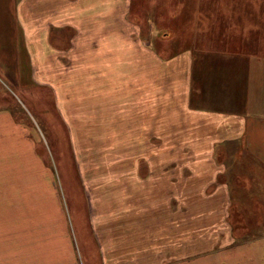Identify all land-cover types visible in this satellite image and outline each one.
I'll list each match as a JSON object with an SVG mask.
<instances>
[{"label":"rangeland","instance_id":"374dc122","mask_svg":"<svg viewBox=\"0 0 264 264\" xmlns=\"http://www.w3.org/2000/svg\"><path fill=\"white\" fill-rule=\"evenodd\" d=\"M121 1L112 19L122 11L118 27L125 38L133 30L141 45L106 63L94 31L83 53L52 54L54 33L73 34L66 26H50L38 40L44 52L29 55L14 0H0V17L12 20L0 23V111L12 112L35 145V155L21 154L7 167L0 161V208L59 206L56 185L82 264H101L90 209L105 214L122 203L125 223L138 220L143 238L167 236L173 261L225 250L215 241L229 235L264 236V167L244 152V139L218 142L210 153L193 149L209 145L207 135L167 134V58L179 53L192 51L197 64L208 58L213 67L204 107L244 109L248 58L253 51L264 60V0ZM30 4L34 18L35 0ZM197 82L194 74V88ZM2 136L0 148L18 154L15 136Z\"/></svg>","mask_w":264,"mask_h":264},{"label":"crops","instance_id":"0c3cea01","mask_svg":"<svg viewBox=\"0 0 264 264\" xmlns=\"http://www.w3.org/2000/svg\"><path fill=\"white\" fill-rule=\"evenodd\" d=\"M30 1L32 0H14L15 11L12 14L21 23L29 55L44 52L39 49L42 44L38 40L41 39V34L46 38L50 26L54 25L71 27L70 30L73 28L74 31L70 37L53 34V41L47 47L52 54L59 52L68 56L83 53L84 50L81 49L87 47V40L93 31L100 36L99 54L105 57L106 63L108 55L121 56L129 48L133 54L134 49L140 48L141 44L133 35V30L129 38H125L123 30L118 27V24H123L126 20L122 11L120 14L116 11L112 19L111 7L121 6V0H35L37 9L34 18L27 14L32 13L28 9L32 6ZM57 11L64 16L57 17ZM6 20L8 23L12 21L7 17ZM6 20L0 17V23ZM109 23L112 24L110 32ZM109 34L112 36L110 40ZM11 46L17 48L15 42ZM145 48L150 51L148 47ZM258 52L263 53L261 50ZM248 60L245 66V96L249 98L246 100L245 97L244 109L219 111L203 105L206 100L211 99L212 91L213 67L208 66V58L197 64L198 57L195 58L192 51L167 58V134L207 135L209 141L206 143L209 145L195 144L193 149L210 153L218 142L242 138L244 152L252 155L264 167V60L262 56L253 54V51ZM194 74L198 79L196 88L193 84ZM251 99L254 104L258 102L260 107H253ZM192 102L199 104V107L193 106ZM172 113L175 116L170 118ZM168 118L172 119L170 123ZM204 124L210 125L211 130L199 133ZM0 130L6 139L8 136H15L18 144H21L18 154L17 150L13 153L12 150L8 152L5 146L0 148V161L8 160L6 167L11 165L13 159L20 158L21 154L35 155V145L30 138L29 129L21 125L12 112L0 111ZM216 134L221 137L212 142L210 136ZM214 164L216 165V161ZM43 168L42 165L41 169ZM47 178L50 181L53 179L52 176ZM51 185L54 189L51 195L57 198L59 206L20 208L17 213H13V208H0V264H82L68 213L61 205L56 185ZM4 195L0 190V197ZM125 207L127 206L122 203L105 214L97 209H90L92 225L99 241L101 264H264V236L244 240L229 235L225 240L215 241V248L219 243H224L222 245L227 247L225 250L212 249L206 255L188 253L178 261H173L175 259L172 257L169 260L167 236L153 235V238L148 233V238H143L145 233H141L142 226L138 220L125 223L124 215L129 212ZM108 214L109 219L104 218ZM223 252L227 253L224 257L221 255Z\"/></svg>","mask_w":264,"mask_h":264}]
</instances>
